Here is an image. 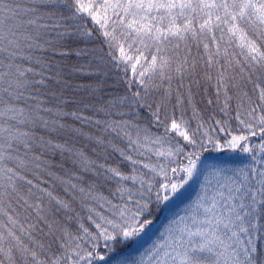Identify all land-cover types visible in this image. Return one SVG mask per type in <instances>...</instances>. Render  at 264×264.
Wrapping results in <instances>:
<instances>
[{"label": "snow or ice", "instance_id": "1", "mask_svg": "<svg viewBox=\"0 0 264 264\" xmlns=\"http://www.w3.org/2000/svg\"><path fill=\"white\" fill-rule=\"evenodd\" d=\"M0 264H264V0H0Z\"/></svg>", "mask_w": 264, "mask_h": 264}]
</instances>
